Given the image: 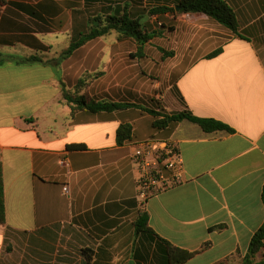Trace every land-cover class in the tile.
<instances>
[{
  "label": "crops",
  "instance_id": "obj_1",
  "mask_svg": "<svg viewBox=\"0 0 264 264\" xmlns=\"http://www.w3.org/2000/svg\"><path fill=\"white\" fill-rule=\"evenodd\" d=\"M225 1L236 14L242 37L203 13L163 14L174 20L172 30L153 29L147 43L167 38L168 46L154 47L161 57L160 48H165L179 59L161 97L143 95L142 112L148 114L152 98L161 99L166 113L213 118L233 132H206L183 119L122 145L116 143L118 126L132 125L130 110L141 109L73 111L61 100L59 78L65 82L70 65L81 72L97 66L112 72L116 45L122 48L119 56H125L123 43H135L111 33L107 35L114 40L109 44L108 39L103 50V35L77 48L81 53L75 60V51L61 60L66 45L62 51L57 48L84 32L99 13L122 14L125 7L130 16L143 17V9L172 8L177 0L0 2V57H11L0 65L5 208L0 264H168L163 240L188 251L209 243L183 264H239L264 221V11L259 12L264 0ZM147 43L139 62H146ZM216 49L221 51L208 57ZM126 53L132 58L130 50ZM29 56L48 62L12 61ZM108 89L100 97L134 101L135 92L127 90L128 97L117 98ZM149 138L177 144L186 180L141 208L133 144ZM75 144L85 148H68ZM143 211L152 232L137 231L134 225Z\"/></svg>",
  "mask_w": 264,
  "mask_h": 264
},
{
  "label": "trees",
  "instance_id": "obj_2",
  "mask_svg": "<svg viewBox=\"0 0 264 264\" xmlns=\"http://www.w3.org/2000/svg\"><path fill=\"white\" fill-rule=\"evenodd\" d=\"M6 0H0L5 2ZM176 7L178 9L176 10ZM167 11L174 12L175 14L184 13H203L208 17L213 18L220 24L227 27L238 37H242L237 32L238 23L237 17L233 8L225 0H177L174 7L169 8L167 6H158L149 10L150 14L161 15ZM172 30V27H169ZM114 33L117 40L130 39L136 45V56L141 57L143 47L145 43L151 39L155 31H148L143 23V17H133L129 15L127 8H123V13H100L90 18L89 24L86 27L85 32L78 33V37L70 41L69 45L61 52L60 59H66L77 48L83 46L87 41ZM163 56H173L172 50H165L160 48ZM221 50L216 49L208 55L212 57L217 55ZM131 57H136L132 53ZM11 57L6 59H0V65L6 60H11ZM15 63L26 62H41L46 63L38 56H29L24 58H12ZM60 62H58V65ZM101 73V72H99ZM94 77L90 72H85L79 77L74 85L73 89L68 88L65 82L60 77L61 86V100L71 107V110H85L88 112L99 111H113L120 110L128 107H138L143 111V107H140L135 102L128 101H112L100 96H89L85 94L86 87L90 80ZM153 104L152 108H148L145 111L151 115V126L155 131L164 130L170 127L173 123L186 119L192 123L197 124L202 130L206 132L214 131H226L233 132V129L227 124L213 119L198 117L187 111H178L172 113H166L161 107L160 102L156 99H151ZM135 138L133 126L128 123H121L116 130V143L122 145L125 142H131ZM69 149H83L84 145L75 144L70 145ZM261 199L264 206V183L262 186ZM5 221V208H4V194H3V179L0 164V224ZM134 225L137 227V231L152 232V229L148 226V214L146 212L140 213L134 221ZM166 243V254L168 257V264H183L190 260L194 255L204 249H206L209 243H204L203 246L196 251H188L176 246L171 245L169 242L163 240ZM257 254H260V259H257ZM222 261L221 263H223ZM239 264H264V221L261 226L252 234L248 245V250L245 256L240 260Z\"/></svg>",
  "mask_w": 264,
  "mask_h": 264
},
{
  "label": "rangeland",
  "instance_id": "obj_3",
  "mask_svg": "<svg viewBox=\"0 0 264 264\" xmlns=\"http://www.w3.org/2000/svg\"><path fill=\"white\" fill-rule=\"evenodd\" d=\"M264 5V4H263ZM261 5V9L259 12L264 11V6ZM149 8V7H148ZM143 9V23L148 31L153 29H163V30H169L170 26H174L175 22L173 19H167L164 18V15H157V14H150L149 9ZM132 12L134 10H131ZM170 14L174 15V12L168 11ZM100 14V13H99ZM181 15L180 13L175 14L174 16ZM184 18H188V15H183ZM165 25L163 28L162 26ZM86 30V28H85ZM170 31V30H169ZM85 32V31H84ZM176 33V32H175ZM182 33L181 29H179L177 34ZM78 37V36H77ZM113 35H106V38L104 37V44L101 45V49L106 48V43L109 39V44H112L114 39ZM66 43V44H65ZM70 39L67 40V42L62 41L57 49H60L59 51H62L64 49L65 45L66 47L69 45ZM89 43V42H88ZM87 43V44H88ZM155 44L160 45H167V38H159L157 37L154 41ZM127 50H130L134 56H136L135 51L136 47H133L128 45L127 41L123 43ZM155 44L151 46V43H147L146 45V52H147V59L146 62L140 61V57H132L130 58L127 50L125 51V56H119L121 53V49L118 48V45H116V67H114L115 70L112 72L106 71L105 67H95V70H93L91 75H94V77L90 80L88 83V86L86 87L85 94L89 96H100V92H103L107 90V87H109V91H111L112 96H115L117 98H120V95L127 96V90H130L132 92H135V96L132 98L134 99L133 102L137 103L140 107H143L144 100L143 95L147 96H158V98L161 97L162 91L166 88V81L168 80V74L171 70L172 66L176 63L177 58L179 57H171V56H163L161 57L160 52L158 49H156ZM100 47V46H99ZM99 47L94 48V52H98L97 50L100 49ZM125 47V48H126ZM165 49V48H164ZM80 50V49H79ZM75 51L73 53V59L75 60L77 55L81 53V50ZM169 51L170 49H166ZM100 51V50H99ZM7 57L1 56L0 59H6ZM127 64L128 66H124V64ZM68 76L65 77V84L68 86V88L73 89L74 85L79 77H81L85 72H81L80 70H76L74 66L69 67V70H67ZM101 72V73H99ZM156 81H160L161 85L158 87L155 85ZM126 94V95H125ZM159 101V100H158ZM161 101V107L163 105V101ZM159 101V102H160ZM140 109V108H139ZM130 121H132V125L134 127V135L135 138L142 139L143 137H147L149 135H152L153 132H155L154 129H152L151 126V119L148 114H143L141 110L132 109L130 110ZM167 112V110H165Z\"/></svg>",
  "mask_w": 264,
  "mask_h": 264
},
{
  "label": "built area",
  "instance_id": "obj_4",
  "mask_svg": "<svg viewBox=\"0 0 264 264\" xmlns=\"http://www.w3.org/2000/svg\"><path fill=\"white\" fill-rule=\"evenodd\" d=\"M135 185L141 208L147 200L168 189L182 184L183 159L177 144L171 140L149 138L133 144ZM67 186L63 192L67 193Z\"/></svg>",
  "mask_w": 264,
  "mask_h": 264
},
{
  "label": "water",
  "instance_id": "obj_5",
  "mask_svg": "<svg viewBox=\"0 0 264 264\" xmlns=\"http://www.w3.org/2000/svg\"><path fill=\"white\" fill-rule=\"evenodd\" d=\"M178 9V7H176V10Z\"/></svg>",
  "mask_w": 264,
  "mask_h": 264
}]
</instances>
